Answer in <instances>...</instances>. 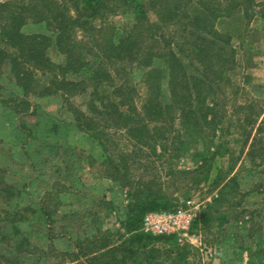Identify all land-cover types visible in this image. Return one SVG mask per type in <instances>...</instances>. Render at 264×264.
<instances>
[{"label":"rangeland","instance_id":"rangeland-1","mask_svg":"<svg viewBox=\"0 0 264 264\" xmlns=\"http://www.w3.org/2000/svg\"><path fill=\"white\" fill-rule=\"evenodd\" d=\"M56 1L65 3V0ZM104 3L106 8L101 19L95 20V26L105 21L115 28L117 38L124 37L134 23V6L124 5L122 0H104ZM255 4L254 17L247 30H243L244 19L235 25L242 31L239 35L243 32L245 35L243 47L241 41H233L238 54L232 78L239 91L235 97L228 94L226 102L223 95H218V102L228 111L229 119L232 116L235 120L242 119L244 110L237 108L244 104L253 105L254 110L264 109V0H255ZM68 7L76 16L75 9ZM218 13L231 14L233 18L239 12L235 13L230 1H224ZM240 13L242 16L243 12ZM225 28L232 31L233 25ZM165 30L171 33L173 29ZM24 31L53 36L45 24L30 23ZM74 32L77 41H87L89 34L85 30L76 28ZM90 46L96 54L94 45ZM49 56L55 63L63 60L55 46L49 49ZM98 61L92 62L97 65ZM153 66L165 70L161 60H155ZM145 70L134 68L126 77L117 78L118 84L125 83L126 79L127 86L136 89L139 107L145 95L141 82ZM90 74L75 75L73 81L86 82ZM49 78L35 73L33 88L26 94L15 82L9 66L0 71V182L12 185L13 194L0 193V254L13 261L9 264H60L62 260L56 251L71 253L78 239L94 234L110 233L117 245L127 238L121 225L127 215V189L103 176L100 168L103 147L79 129L73 110L101 120V125L113 121H104L102 116L90 111L92 87L85 85L82 87L85 91L71 97L61 92L48 95L44 90ZM161 99L165 103L170 101L166 76L161 84ZM246 130L251 131L250 138L242 133L243 128L228 122L217 125L214 137L207 130L192 140L183 131L182 140H178L176 128L162 132L167 141L159 144L161 148H168L169 154L164 155L158 147L160 156L152 163L154 171H151L155 175L147 176L150 180L145 178L143 184L167 182L156 178L159 170L163 171L164 178L165 170L170 168L197 169L201 161L196 154L200 152L208 159V170L177 181L181 187L175 195L189 191L188 200H193L201 212L218 197L223 180L235 178L239 185L216 206L220 214L226 215L225 223L211 218L208 223L194 227L189 240L177 239V247L161 241L149 243L147 248L141 245L136 255L126 259L127 264H264L261 253L264 248V152L258 149L250 155L256 131L250 126ZM110 138L108 146L117 154L121 150L127 154L134 150L126 137ZM179 142L184 144L176 149ZM135 153L138 155V150ZM145 153L151 155L152 150ZM93 160H97L96 164ZM196 181H200L197 186ZM173 188L176 187L171 186L169 192ZM180 201L184 199L180 197ZM217 215L211 212L212 217ZM22 239L25 245L18 248ZM124 255L118 252L117 257ZM64 264L77 263L67 258Z\"/></svg>","mask_w":264,"mask_h":264},{"label":"trees","instance_id":"trees-1","mask_svg":"<svg viewBox=\"0 0 264 264\" xmlns=\"http://www.w3.org/2000/svg\"><path fill=\"white\" fill-rule=\"evenodd\" d=\"M122 1L124 5L134 6L135 18L121 38L116 37L115 28L105 21L99 27L95 26V20L101 19L106 8L104 0H65L64 4L56 0L0 2V71L9 66L15 82L26 94L33 88L35 73L50 77L44 90L48 95L61 92L71 97L85 91L82 89L85 85L90 86V111L102 116L104 121H113L101 125V120L84 115L81 110H73L79 129L103 147L100 163L103 176L127 189V215L121 224L127 238L118 245L114 244L110 233L78 239L73 252L56 251L62 260L60 264H64L67 258L77 264H127L126 259L136 255L141 245L147 248L149 243L161 241L178 246L175 236L155 237L141 232L143 218L149 212L176 209L180 197L188 200L189 191L180 197L175 195L181 187L177 181L208 170V159L198 152L196 155L201 164L197 169L179 171L170 168L165 170L164 178L163 171L159 170L156 178L167 182L143 184L145 178L153 174L152 163L160 156L157 152L158 147L161 148L159 143L167 141L162 132L176 128L178 135L175 139L182 140V132L186 131L187 137L194 140L196 135L207 130L214 137L220 123H235L243 128L242 133L247 138H250L251 131L246 127L255 128L250 155L253 156L258 149L264 152V137L261 136L264 133V109L254 110L251 104L238 106L237 109L244 110V116L235 120L233 116L228 118V111L218 102V95H223L226 102L228 94L235 97L239 91L232 78L238 54L233 41H241L243 47L245 35L244 32L239 35L242 31L235 25L244 19L243 30H247L254 17L255 0H198V4L193 0ZM224 1L231 2L235 13L239 12L238 16L232 18L231 14L218 13ZM69 5L75 9L76 16L71 14ZM240 12H243L242 16ZM30 23L47 25L53 36L26 33L24 27ZM228 25H233L232 31L225 28ZM76 28L89 34L87 41L74 38ZM170 28L173 29L171 33L165 30ZM91 44L97 50L96 54ZM51 46H55L63 57L62 62L52 61L49 56ZM94 59L99 60L97 65L92 62ZM155 60H161L165 70L154 67ZM134 68L147 69L141 80L145 95L140 107L136 103V89L127 86L126 79L125 83H117V78L126 77ZM87 72L91 74L86 82L73 81V76ZM165 76L170 98L167 103L161 99ZM115 135L126 137L134 150L130 154L122 150L117 154L111 150L108 146L110 137ZM182 144L179 142L176 149ZM147 150H152L151 155L145 153ZM161 151L164 155L169 154L164 146ZM93 162L96 164L97 160ZM196 182V186L200 184V181ZM222 182L218 197L201 210L192 229L208 223L211 218L222 219L221 223H225L226 215L220 214L216 206L224 202L239 184L235 178ZM165 184L169 186L166 188ZM171 186L176 188L169 192ZM0 187V193L13 195L10 191L12 185L0 182ZM211 212L218 215L212 217ZM50 231L49 228V237ZM21 242L18 248H23L26 241L22 239ZM118 252L125 255L118 258ZM261 253L264 257V248ZM8 262L13 261L0 254V264Z\"/></svg>","mask_w":264,"mask_h":264},{"label":"built area","instance_id":"built-area-1","mask_svg":"<svg viewBox=\"0 0 264 264\" xmlns=\"http://www.w3.org/2000/svg\"><path fill=\"white\" fill-rule=\"evenodd\" d=\"M193 200L181 201L171 211L145 214L140 231L155 237L175 236L179 241L189 240L194 221L199 215Z\"/></svg>","mask_w":264,"mask_h":264}]
</instances>
